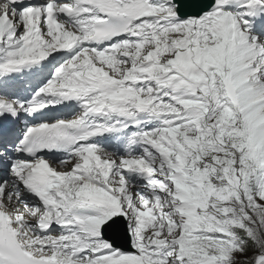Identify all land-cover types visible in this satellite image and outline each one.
I'll return each instance as SVG.
<instances>
[{"label":"snow or ice","instance_id":"snow-or-ice-1","mask_svg":"<svg viewBox=\"0 0 264 264\" xmlns=\"http://www.w3.org/2000/svg\"><path fill=\"white\" fill-rule=\"evenodd\" d=\"M0 264H264V0H0Z\"/></svg>","mask_w":264,"mask_h":264}]
</instances>
